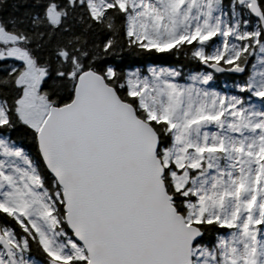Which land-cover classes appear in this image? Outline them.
Here are the masks:
<instances>
[{"label": "snow or ice", "instance_id": "snow-or-ice-1", "mask_svg": "<svg viewBox=\"0 0 264 264\" xmlns=\"http://www.w3.org/2000/svg\"><path fill=\"white\" fill-rule=\"evenodd\" d=\"M16 8L0 11V264H264V0ZM125 48L213 71L121 69ZM246 71L238 94L211 86Z\"/></svg>", "mask_w": 264, "mask_h": 264}, {"label": "trees", "instance_id": "trees-1", "mask_svg": "<svg viewBox=\"0 0 264 264\" xmlns=\"http://www.w3.org/2000/svg\"><path fill=\"white\" fill-rule=\"evenodd\" d=\"M20 3V0H3V8L0 9L6 15H12L17 11L16 5ZM211 43V42H210ZM216 43H219V39L216 38ZM212 49H209V51ZM113 62L119 66L121 69L126 70H137L141 72H146L147 68L150 66H161V67H170L177 68L183 71L184 75L187 76L189 73L195 72H205L207 69L206 66L200 64L198 61L191 59V54H185L184 51L179 53L176 50L168 53H156L141 51V50H129L127 48L123 49L120 53L119 58H113ZM251 63V62H250ZM249 73L246 71L244 76H236L230 74L227 76L214 73V78L211 84L217 89H224L223 84L230 86L235 85L238 81L243 80ZM226 92H235L234 89H224ZM238 94V93H237ZM20 143L25 146L28 152L32 156H37L35 145L30 137H25L21 135L19 137ZM221 232H226L227 230H219ZM215 236V232H210L205 235V240L211 241Z\"/></svg>", "mask_w": 264, "mask_h": 264}, {"label": "rangeland", "instance_id": "rangeland-1", "mask_svg": "<svg viewBox=\"0 0 264 264\" xmlns=\"http://www.w3.org/2000/svg\"><path fill=\"white\" fill-rule=\"evenodd\" d=\"M219 39V38H218ZM211 51V50H210ZM152 67H154V66H150V67H148L147 68V70H146V72H143V73H147V71H148V69H150V68H152ZM156 68H170V67H161V66H157ZM189 74H191V73H189ZM247 78V76L243 79V80H241V81H238V83H243V81L245 80ZM238 83H236V84H238ZM235 84V85H236ZM235 85H233V86H230V85H227V84H223V88L224 89H234V90H236V88H235ZM211 86H212V88L214 89V90H216V91H219V92H221V93H226V94H230V95H232V94H237V93H235V92H230V91H225L224 89H217V88H215L212 84H211Z\"/></svg>", "mask_w": 264, "mask_h": 264}, {"label": "flooded vegetation", "instance_id": "flooded-vegetation-1", "mask_svg": "<svg viewBox=\"0 0 264 264\" xmlns=\"http://www.w3.org/2000/svg\"><path fill=\"white\" fill-rule=\"evenodd\" d=\"M208 69V68H207ZM208 72H211V70H206ZM217 74H220V75H224V76H227V75H230L231 73H228V72H219ZM244 76V75H243ZM242 77V76H241ZM25 150L28 152V150L25 148ZM30 154V153H29ZM31 155V154H30ZM33 256L36 257L37 259L40 258V253L38 251L35 250V248L33 249Z\"/></svg>", "mask_w": 264, "mask_h": 264}, {"label": "water", "instance_id": "water-1", "mask_svg": "<svg viewBox=\"0 0 264 264\" xmlns=\"http://www.w3.org/2000/svg\"><path fill=\"white\" fill-rule=\"evenodd\" d=\"M205 66V65H204ZM209 70H211V71H213L212 69H209ZM219 73V72H218ZM228 73H231V74H234V75H236V76H243L244 74H238V73H234V72H228Z\"/></svg>", "mask_w": 264, "mask_h": 264}]
</instances>
